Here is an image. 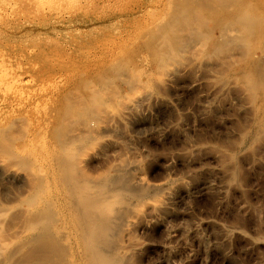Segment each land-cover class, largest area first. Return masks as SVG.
<instances>
[{
  "label": "rangeland",
  "instance_id": "rangeland-1",
  "mask_svg": "<svg viewBox=\"0 0 264 264\" xmlns=\"http://www.w3.org/2000/svg\"><path fill=\"white\" fill-rule=\"evenodd\" d=\"M167 3L0 0V106L13 108L0 114V235L19 246L9 264L32 249L14 228L40 208L50 224L38 242L53 248L20 264L86 261L60 174L68 157L89 184L121 170L133 180L106 189L126 197L108 235L121 264H264V136L241 79L246 34L192 35L171 53L153 44Z\"/></svg>",
  "mask_w": 264,
  "mask_h": 264
},
{
  "label": "bare ground",
  "instance_id": "bare-ground-1",
  "mask_svg": "<svg viewBox=\"0 0 264 264\" xmlns=\"http://www.w3.org/2000/svg\"><path fill=\"white\" fill-rule=\"evenodd\" d=\"M203 2L204 3H200V0H168L166 10L164 11V14H163V18L158 20L155 23L156 25L154 26L155 27L154 29L157 30L156 33H154V35L150 34V35H153V38L154 37L158 38L161 35V37L157 39L158 42H156L155 40V42L153 41V44L158 43L159 45L160 43V46H162L163 49H166V50L169 49L170 51L172 50L171 53H173V50L177 46H180L181 44H184L185 42H187L186 40L188 38L191 39L192 35H195L197 37L198 36L204 37L205 40H207V42L213 41L214 43V41H216L217 43L220 41H224L225 39L230 38V37L233 38V35L235 34L237 35L238 33L240 34L243 33V36L244 34H246L245 37H243L242 34L241 36L243 37V41H242L243 48L248 53L247 54V68L248 69L246 71L244 70L245 72L241 73L242 74L241 79L245 81L243 83L248 84V87L250 88L251 98L256 100L257 102L256 104L257 114L254 113L255 116L257 115L256 117L257 119L255 120L256 121L255 124L251 123V125L252 124L256 125V129L253 128L254 130L253 129L252 130L253 131L256 130V134L263 137L264 136V71L262 70L261 64L262 62H264V0H217L218 5L215 6L214 8L209 7L210 4H208L204 0ZM228 2H232L230 7L224 8L221 6ZM257 15L260 16L259 19L256 18ZM211 27L216 28L218 32L217 36H215L216 37L215 39H210L211 37H209L211 35L209 32L212 29ZM158 30L162 31L163 34L161 32L160 34ZM240 34L237 36H240ZM156 35H159V36H156ZM248 47L250 48L248 49ZM256 50L260 51L262 54V56L260 55L259 58L256 57L255 55ZM166 52H163V55L164 53L166 54ZM244 52L245 51H243V53ZM164 56L163 58H165ZM118 60H121V59H118ZM113 63L114 61L111 63L112 66L114 64H117V63H114V64ZM239 75L240 74H238V76ZM17 80L15 81L16 83L18 82ZM12 82L14 83V81ZM125 100L123 101L125 102ZM26 101H28V99H26ZM7 103L10 104V102H7ZM5 107L0 106V114H4V110H8L9 108H11V107L8 108V106H5ZM253 131L250 132L251 135L253 134ZM66 159L62 160V162H64V165L60 166L61 167L60 174L61 176L63 175L61 179H62V182H64L65 184L64 185L65 188L63 187L64 193L67 195L65 197H68L73 202L71 206L72 208L70 209L68 216L72 214L71 212L73 210L72 218H74L76 225L72 224L73 223L72 220L70 221L72 222L70 223V225L72 226L74 225V227L76 226L77 230L79 231V234H80L79 238L81 240L80 247L82 246L81 249H85L86 247H89V252H87L88 254L85 253L86 249L83 251V253L81 252L82 254H87L86 257L84 255V257L82 258L86 260L85 261L86 264H121V258L113 254L112 251L109 252L111 250L110 249L111 247L109 246L110 240L108 239L109 238L108 235L109 233H111L110 231L113 227V223H114L113 219H116V218H113V209L115 208V206L113 207V205L114 203L122 202V200L125 199L126 197H123L124 194L121 191L120 193H118V196H113L112 195L113 193L111 195H107L106 189L107 188L110 189L111 188L110 186H114L118 188L117 190L129 189L127 187L130 186L129 184L130 179H131L130 176L127 175V171L121 170L119 171L120 174L118 173V175L116 176L109 175L110 177L100 178V177H97L96 175L98 179L94 177V179H96L95 181L92 180L93 179V176H92L90 180H92L93 183L89 184V182L85 180L86 176L85 177L83 176L84 180L81 178L82 176H80L81 175L80 173L78 174V176L81 179L76 177L73 170H74V167L76 170L77 166L73 167V164L68 162L69 157L67 160ZM57 169L58 168H56L55 170L57 171ZM57 172L59 173V171ZM57 172H56V175H57ZM61 179H57L56 181L61 180ZM132 181L130 183H132ZM59 184L60 182L58 183V185ZM61 184L63 185V183ZM112 192H115V191H112ZM128 196L129 195H127V197ZM40 209L41 210L37 216L35 215L32 216L33 218L32 219L29 218V220L27 219V222H25V224L23 225L18 224L14 228V231L17 235H19L21 232H24L25 235L28 236L29 242L32 244V247H31L32 249H30L24 256L21 255L15 258L14 260L12 259L13 261L12 260L11 261L13 264L14 263L20 264V262H22L23 260L31 259L33 255L37 253L38 250H41V251L44 250V253H45L48 251V249L51 251V247L53 248V246L50 245V242L44 243L45 242L44 241L43 242L44 244L38 242V240H40L39 237L40 236L42 237L44 232L47 231L48 226L50 224L49 211H45L42 208ZM70 217L71 216H69V218ZM115 224H116V221H115ZM0 230H1V224H0ZM78 248H79V244H78ZM18 249H19V246L17 247L16 245L14 248H10L11 250L10 251L8 244L2 240L1 235H0V264H9L10 259L14 257V254L17 252ZM107 249L109 251H107ZM42 252H38V253L42 254ZM47 254L45 253V256ZM78 259L79 258L77 257V260ZM80 263L82 264V261H80Z\"/></svg>",
  "mask_w": 264,
  "mask_h": 264
}]
</instances>
